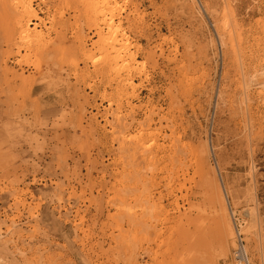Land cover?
<instances>
[{
	"label": "rangeland",
	"instance_id": "rangeland-1",
	"mask_svg": "<svg viewBox=\"0 0 264 264\" xmlns=\"http://www.w3.org/2000/svg\"><path fill=\"white\" fill-rule=\"evenodd\" d=\"M13 3L0 0V264H264V0H116L132 91L81 55L97 39L89 0H45L24 51ZM149 117L157 142L133 162Z\"/></svg>",
	"mask_w": 264,
	"mask_h": 264
},
{
	"label": "bare ground",
	"instance_id": "bare-ground-1",
	"mask_svg": "<svg viewBox=\"0 0 264 264\" xmlns=\"http://www.w3.org/2000/svg\"><path fill=\"white\" fill-rule=\"evenodd\" d=\"M11 1L14 2L12 9L17 15V22L15 23V26L20 32V38L18 37L19 44H21L19 47V50L23 49L24 51L27 48L26 42L29 41L28 38H30L32 34L36 35V33H34L35 29L32 27L34 25H39L42 23L44 24L43 21L45 19L41 17L42 14L38 10L37 7L42 4L44 5L45 0H40V3H38L39 0H11ZM90 3L94 5L93 6L94 8H92L93 13L96 11V9L100 10L98 13L97 12L94 13L96 16L95 17L96 20L95 22H92L91 26L89 27L90 29L89 33H91L93 36H96L97 39L95 38L96 40H91V41H94L93 42L94 44L84 43L82 47L83 49H85L88 45V47H92L90 50L94 52L90 54V53H87L86 51H83L81 55L85 57L84 58L85 62H88L91 60L92 58L91 56L95 57L94 53H97V54L100 53V55L102 54L101 55L102 60L100 62H97L100 56L95 58L96 60H91L90 63L88 62L90 64L89 67L92 69V72L97 74L96 76H102V75L105 76L107 74L109 76L111 74H114L115 76V73L117 75L118 73H121V72L122 73L127 72L128 73L127 79L124 80L125 84L124 85L122 84V85L129 87V89L130 87L133 88L134 86H132L130 75L133 74V71H135L134 67L137 66V63H138L135 60L134 53L131 52L132 49H134L135 45L132 42H130L129 37H127V35L124 32L125 30L122 28L120 22H118L117 19L115 18L116 12L118 10V7H116V0H89V4ZM46 10L48 9L46 8ZM88 16L89 15H87L86 17ZM51 31L53 30L51 29ZM32 38H34V36ZM136 70H137V67H136ZM138 75L140 77L143 74H141V72L139 71ZM121 79L123 78L121 77ZM135 87L134 89H136ZM149 118H148L149 120H146L145 124H143L144 126H141L138 132L134 134L133 137H130L128 140L130 147H133L132 152H131V159L133 160V162H134V157H135L134 156V151L136 149L135 146H137L140 149V151L145 155V157H147L146 155H150L152 153V148L155 146L157 142L156 138L159 136L158 132H154L153 130L152 132L150 131L146 132L150 126L151 117ZM114 123L120 125V123H122V120L117 119ZM114 130L116 129L114 128L112 130V136H116L117 134ZM171 137L173 138L174 134H172ZM180 142H181L180 140H177V144H180ZM193 153H194L193 150H191V154ZM152 157H151V160H153ZM197 169L200 170V168H197Z\"/></svg>",
	"mask_w": 264,
	"mask_h": 264
},
{
	"label": "built area",
	"instance_id": "built-area-1",
	"mask_svg": "<svg viewBox=\"0 0 264 264\" xmlns=\"http://www.w3.org/2000/svg\"><path fill=\"white\" fill-rule=\"evenodd\" d=\"M239 246H241V241H240V244H239ZM240 248H242V247H240Z\"/></svg>",
	"mask_w": 264,
	"mask_h": 264
}]
</instances>
